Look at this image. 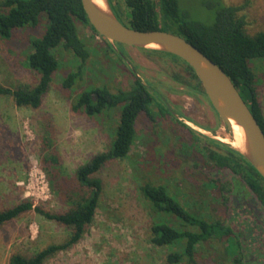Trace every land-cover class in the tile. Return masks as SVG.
<instances>
[{
	"label": "rangeland",
	"instance_id": "rangeland-1",
	"mask_svg": "<svg viewBox=\"0 0 264 264\" xmlns=\"http://www.w3.org/2000/svg\"><path fill=\"white\" fill-rule=\"evenodd\" d=\"M112 1L121 5L125 13L123 21L126 22L130 10L125 0ZM180 4L188 16L206 24L216 20L220 9L240 7L239 13L247 20L246 31L250 35L264 32V0H180ZM49 25V17L44 12L37 26L15 29L11 39L0 36V84L14 88L35 84L38 75L28 67L26 58L32 50L31 39L41 36ZM78 28L91 55L72 89L64 88L62 80L69 73L78 71L83 60L61 44L53 49L59 68L39 108L19 107L12 98L0 96V210L24 199H30L46 210L61 212L70 209L68 188L63 184L70 186L80 165L108 149L119 124L121 109H107L90 117L74 111L72 101L93 86L105 85L113 91L130 90L135 82V76L128 68L132 62L130 58L140 78L152 83L155 89L162 83V90L174 103L181 104L195 120L215 124V129L204 128L197 121L182 117L185 124L193 123L191 127L211 138V142L233 146L222 139L231 134L224 120L215 112L214 121L209 107L197 102L198 96L184 92L183 86L175 84L172 74L184 72L186 68L182 60L147 47L123 44V50L117 43L109 48L103 36L89 26L78 22ZM250 65L257 75L259 98L264 106V58L251 59ZM152 108L157 111L156 106ZM153 118L148 114L140 115L138 137L129 157L111 161L97 174L102 179L103 190L95 220L84 237L49 258L45 264H169V252L181 251L185 241L166 246L151 243V225L157 216L151 213L150 202L140 191V185L147 181L170 184L172 193L184 206L208 221L231 222L234 213L228 204L231 201L228 188L213 190L206 176L190 175L187 170L192 159L185 161L183 153H190L197 144L201 150L202 141L197 143L195 135L182 129L186 137L182 142L175 134V130L182 127L181 123L169 117L159 119L163 136L160 142L153 141L156 139L152 133ZM46 138L61 156L59 178H53L45 168ZM156 146L160 147L158 153L154 149ZM207 148L205 146L202 153L205 158ZM164 160H167V166H156ZM236 177L244 179L242 174ZM67 181L70 183L66 184ZM230 183L227 179L220 185L230 186ZM166 217L171 223L181 225L176 216ZM191 229L197 230L196 227ZM69 233L70 228L56 220L35 210L25 212L0 228V264H8L14 252L31 255L49 244L64 242ZM250 244L249 251L260 258L264 249H253L255 244ZM235 251L234 242L228 236L210 238L197 246L196 261L197 264H237L236 258L241 255ZM263 262L264 259L253 260L250 264ZM183 264H188V260L184 259Z\"/></svg>",
	"mask_w": 264,
	"mask_h": 264
},
{
	"label": "trees",
	"instance_id": "trees-1",
	"mask_svg": "<svg viewBox=\"0 0 264 264\" xmlns=\"http://www.w3.org/2000/svg\"><path fill=\"white\" fill-rule=\"evenodd\" d=\"M109 2L116 16L125 25L138 30H164L182 35L218 63L240 89L264 130V112L257 89V75L250 65L251 59L264 58V32L250 35L246 31V17L239 13L242 8L224 7L219 10L213 23L206 24L188 16L180 0H125L130 13L124 22L125 13L121 5L112 0ZM44 12L49 17L50 25L41 36L31 39L32 50L26 58L28 67L38 75L35 84L15 88L0 84V96L12 98L19 107L36 109L42 105L44 97L51 89L53 75L59 68V60L53 49L61 44L83 60L78 71L69 73L62 80L64 88L72 89L91 55L87 41L80 34L78 22L99 34L90 22L82 0H0V36L11 39L15 29L28 25L37 26L40 15ZM103 39L109 48H113L108 39ZM118 44L121 45L118 47L124 50L123 44ZM155 52L167 53L166 55H172L186 64L184 72L172 74L177 84L183 86L184 92L196 96L200 93L206 95L199 76L190 64L175 54L161 50ZM115 54L119 55L117 52ZM119 57L123 59L121 55ZM130 60L135 65L131 58ZM125 66L127 67V64ZM128 68L135 76L134 85L130 90L113 91L105 85L93 86L83 90L72 101L74 111L90 117L107 109H121L119 124L108 149L95 154L85 164L80 165L73 181L66 182L70 183V186L63 184L64 188H68L70 209L61 212L46 210L35 205L30 199H24L12 207L0 210V228L23 213L35 210L70 228L68 239L61 243L49 244L31 255L14 252L8 264H45L58 252L78 243L97 214L103 190L102 179L97 174L111 161L129 157L137 140L140 115H152L154 106L161 107L163 112H169L159 95L136 76L130 65ZM148 83L152 86V83ZM217 144L235 153V162L214 149L207 148V154L217 161L219 168L227 167L237 175L242 174L251 189L264 201L263 176L240 151L227 144ZM44 147L46 152L48 150L45 168L53 178H59L61 156L49 138L44 139ZM140 191L150 202L151 213L157 216L151 225V243L166 246L185 241L181 251L169 252V264H183L184 259L188 260V264H197L196 252L199 243L210 238H223L231 233V227L222 221L211 222L191 212L167 185H155L147 181L140 185ZM168 215L176 216L181 225L171 223L166 217ZM192 227L197 230L191 229Z\"/></svg>",
	"mask_w": 264,
	"mask_h": 264
},
{
	"label": "water",
	"instance_id": "water-1",
	"mask_svg": "<svg viewBox=\"0 0 264 264\" xmlns=\"http://www.w3.org/2000/svg\"><path fill=\"white\" fill-rule=\"evenodd\" d=\"M105 2L107 9L100 7L94 0H82L97 32L113 46L121 43L161 50L175 54L190 64L199 76L211 105L226 125L231 129L232 120H235L244 128L246 149L232 147L244 154L264 178V130L224 68L182 35L164 30H138L125 25L114 13L109 0ZM129 65L140 78L132 62ZM188 123L193 127V123Z\"/></svg>",
	"mask_w": 264,
	"mask_h": 264
},
{
	"label": "flooded vegetation",
	"instance_id": "flooded-vegetation-1",
	"mask_svg": "<svg viewBox=\"0 0 264 264\" xmlns=\"http://www.w3.org/2000/svg\"><path fill=\"white\" fill-rule=\"evenodd\" d=\"M142 79V78H141ZM144 83H147L148 86L151 88L153 92L159 95V97L164 101V103L167 105L169 112H163L161 110V107H157V111L154 112V114L149 115L153 117V131L152 133L154 136H156V139L154 138L153 141L160 142L162 133L164 132L159 124V119H166V118H173L174 120L177 119L178 124H180L182 127L178 128V130H175V134L178 135V138L184 142L186 140L184 134H182V129L187 130L193 135H195V139L197 140V143H201L202 141V147L201 150L198 147V144L193 146V150L190 153H183V156H185V161H189L191 164L188 165V172L191 173L190 175L195 176H201L205 177L209 181V186L215 190H221V188H228V192H230L231 195V201L228 203L234 213L232 216L233 219H231V222L225 223L231 227V233L227 235L229 238H231L234 242V245L236 247V253H239L241 255L240 258H236L237 264H250L251 261L256 260L257 261H263L264 257L262 258V253H260V258L258 256H255L252 254L251 251V244L254 243L255 247L253 249H264V201L259 198V196L251 189V187L247 184L246 180H238L237 174L233 172L231 169L225 167V168H219L217 166V161L213 159L210 154L206 156V158L203 156V152L205 146L211 149L217 150V152L222 153L224 156H226L229 159L234 160L236 159V154L229 151L226 147H222L217 142L212 141L211 138L208 136H205L204 134H200L196 129L190 127L192 130H190L187 126L188 124H185L183 122L184 117H188L194 121H197L200 125H202L204 128L214 130L215 124H209V123H203L201 121L195 120L193 116H190L186 113V111L183 109L182 105L175 102L169 98L166 93L162 90V83L158 85V87L155 89L153 86H151L146 80L142 79ZM175 81V80H174ZM177 82L175 81V84ZM172 86V85H171ZM171 86H169L171 88ZM167 87V85H166ZM199 104L205 103L209 110L213 113V119L215 121L216 113L213 109L210 100L208 97L200 93L198 95V98L196 99ZM215 115V116H214ZM183 117V118H182ZM215 123V122H214ZM138 124V123H137ZM187 125V126H185ZM137 137H138V128H137ZM205 142V143H204ZM160 147L156 146L154 149L158 150L156 153H158ZM197 153V151H199ZM196 152V153H195ZM158 158V157H157ZM164 164L167 166V160H164L163 163H160L156 166H162ZM211 165V166H210ZM141 167V165H140ZM189 168L191 170H189ZM156 169V168H155ZM140 170V169H138ZM188 173V174H189ZM231 182L230 186L225 185L221 186L220 182H226L227 179ZM212 181V183H210ZM155 185H167V187L172 192V188L170 184H166L163 182H153ZM224 223V222H223ZM247 251H249L247 253ZM262 258V260H261ZM264 263V262H263Z\"/></svg>",
	"mask_w": 264,
	"mask_h": 264
},
{
	"label": "bare ground",
	"instance_id": "bare-ground-1",
	"mask_svg": "<svg viewBox=\"0 0 264 264\" xmlns=\"http://www.w3.org/2000/svg\"><path fill=\"white\" fill-rule=\"evenodd\" d=\"M94 1L100 7L107 9L105 0H94ZM230 133H231L230 135L225 136L222 139L240 150H245L247 146L246 134L244 128L239 124H237L235 120H232Z\"/></svg>",
	"mask_w": 264,
	"mask_h": 264
},
{
	"label": "crops",
	"instance_id": "crops-1",
	"mask_svg": "<svg viewBox=\"0 0 264 264\" xmlns=\"http://www.w3.org/2000/svg\"><path fill=\"white\" fill-rule=\"evenodd\" d=\"M260 102H261V100H260ZM261 105H262V109H263V112H264V106H263V103L261 102Z\"/></svg>",
	"mask_w": 264,
	"mask_h": 264
}]
</instances>
